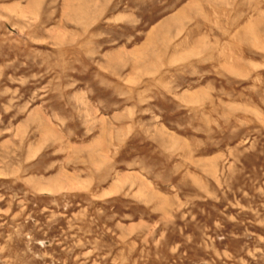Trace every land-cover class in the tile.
<instances>
[{"label":"rangeland","instance_id":"374dc122","mask_svg":"<svg viewBox=\"0 0 264 264\" xmlns=\"http://www.w3.org/2000/svg\"><path fill=\"white\" fill-rule=\"evenodd\" d=\"M0 264H264V0H0Z\"/></svg>","mask_w":264,"mask_h":264}]
</instances>
